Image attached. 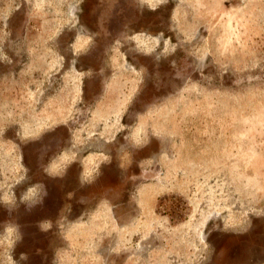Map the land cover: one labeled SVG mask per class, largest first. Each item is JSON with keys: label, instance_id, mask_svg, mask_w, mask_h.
<instances>
[{"label": "rangeland", "instance_id": "1", "mask_svg": "<svg viewBox=\"0 0 264 264\" xmlns=\"http://www.w3.org/2000/svg\"><path fill=\"white\" fill-rule=\"evenodd\" d=\"M0 264H264V0H0Z\"/></svg>", "mask_w": 264, "mask_h": 264}]
</instances>
